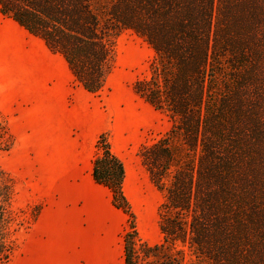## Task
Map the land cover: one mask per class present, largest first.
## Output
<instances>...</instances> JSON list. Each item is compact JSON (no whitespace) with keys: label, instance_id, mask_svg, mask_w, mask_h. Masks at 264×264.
<instances>
[{"label":"trees","instance_id":"obj_1","mask_svg":"<svg viewBox=\"0 0 264 264\" xmlns=\"http://www.w3.org/2000/svg\"><path fill=\"white\" fill-rule=\"evenodd\" d=\"M0 12L60 54L90 93L104 87L121 30L153 51L133 90L170 120L138 151L163 193L161 240L148 244L131 225L123 264H264V0H0ZM97 143L91 176L127 212L123 162L103 133ZM7 230L0 202L2 263Z\"/></svg>","mask_w":264,"mask_h":264},{"label":"rangeland","instance_id":"obj_2","mask_svg":"<svg viewBox=\"0 0 264 264\" xmlns=\"http://www.w3.org/2000/svg\"><path fill=\"white\" fill-rule=\"evenodd\" d=\"M7 32L8 48L3 43ZM16 39L35 57L18 59V51L10 47ZM113 45L112 68L104 87L90 93L73 79L59 54L0 12V123L4 128L0 184L7 194L0 202L7 240L13 245L7 262L0 264H21L22 235L41 206L90 203V197L75 189L73 182L78 173L88 175L91 161L102 151L97 143L102 133L124 165L122 189L129 210L118 208L125 217L124 233L133 225L148 244L161 240L158 207L163 193L151 182L138 151L157 140L170 120L133 90L134 81L147 73L153 54L149 45L127 29L115 36ZM185 249L186 257L195 260L192 251ZM121 256L120 251L119 261ZM87 257L86 253V264ZM75 259L70 252L69 264Z\"/></svg>","mask_w":264,"mask_h":264},{"label":"crops","instance_id":"obj_3","mask_svg":"<svg viewBox=\"0 0 264 264\" xmlns=\"http://www.w3.org/2000/svg\"><path fill=\"white\" fill-rule=\"evenodd\" d=\"M16 40L11 49L18 51L21 56L18 59H27L31 53L22 49ZM10 42L7 32L3 43L8 48ZM31 56L35 54L32 52ZM91 170L92 161L89 176L78 173L77 181L73 182L75 189L90 197V203L83 200L72 206H41L22 235L21 264H56L54 258H59L61 264L66 258L65 264H69L68 255L72 251L76 254L73 264H86V253L88 264H114L120 251L122 260L117 264H123L124 213L112 204L110 189L93 180Z\"/></svg>","mask_w":264,"mask_h":264}]
</instances>
